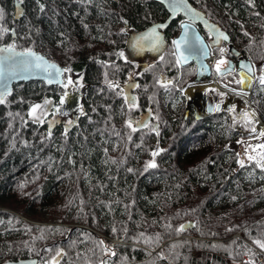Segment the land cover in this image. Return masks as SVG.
Listing matches in <instances>:
<instances>
[{"label":"trees","instance_id":"trees-1","mask_svg":"<svg viewBox=\"0 0 264 264\" xmlns=\"http://www.w3.org/2000/svg\"><path fill=\"white\" fill-rule=\"evenodd\" d=\"M188 2L261 71L264 0ZM167 15L157 0H0V44L37 50L82 83L79 113L65 125L29 116L34 104L56 102L61 85L13 83L0 103V264H238L244 255L264 264V182L243 184L264 168L238 165L226 114L184 117L179 90L196 65L173 53L182 16L160 27L159 57L139 68L120 55L127 28ZM222 43H210L215 58L230 55ZM129 76L135 107L119 87ZM263 93L264 83L252 84L249 103L264 123ZM145 111L149 120L129 128Z\"/></svg>","mask_w":264,"mask_h":264},{"label":"water","instance_id":"water-1","mask_svg":"<svg viewBox=\"0 0 264 264\" xmlns=\"http://www.w3.org/2000/svg\"><path fill=\"white\" fill-rule=\"evenodd\" d=\"M159 1L166 11L168 12L167 18L164 22L154 24L150 27L147 34L148 39L155 28L163 26L167 21L172 19L175 15L180 14L182 16L179 22V30L177 34L171 39V45L173 53L179 64H185L189 61H193L196 65L195 72L201 68L207 66L205 58L209 54V41L199 31L198 25L203 26L211 35L213 41L221 39L227 42V51L230 55L235 57L233 60L231 57L227 58V66L217 72L216 64L214 66L215 71L219 75H226L232 69H236L239 76L240 89L247 91L251 89L253 79L255 77V69L253 61L241 53L240 49L235 47L230 41L226 32L220 29L216 24L211 22L202 12L195 9L188 0H157ZM22 13V7L18 1L14 2L13 17L19 18ZM227 36V39H223ZM178 42L174 44L173 42ZM249 68L251 71H249ZM59 70V75H56ZM261 75L264 74V64L261 66ZM64 69L56 62L48 59L45 55L34 49H15L11 46H5L0 44V98H3L10 91L13 83L27 82V81H41L46 85H61L63 79ZM51 81V82H50ZM136 86V82L129 79L119 85L122 90L124 101L127 104H133L134 98L133 89ZM185 110L184 117L187 114ZM211 112L202 114L201 116H195V119H199ZM74 116V115H73ZM149 120V112L145 111L139 114L136 120L137 126L143 125ZM154 126H156L154 124ZM192 226V221H186L181 225V229L184 230ZM36 258H24L18 260L4 261L1 264H36Z\"/></svg>","mask_w":264,"mask_h":264},{"label":"rangeland","instance_id":"rangeland-1","mask_svg":"<svg viewBox=\"0 0 264 264\" xmlns=\"http://www.w3.org/2000/svg\"><path fill=\"white\" fill-rule=\"evenodd\" d=\"M150 27V26H149ZM149 27L135 30L132 28H127L128 35L126 38L125 46L122 48L120 55L122 58L129 59L136 63L137 67H141L145 64V62H150L154 60L155 58L159 57L164 42L161 37V33L159 28H155L152 31V34L150 35V39H148L147 34L149 33ZM207 39L209 43L212 42V37L209 35ZM218 39L217 41H219ZM223 59L226 61L224 55H220L216 58V62ZM226 65L224 64V67ZM64 69V68H63ZM137 69V68H136ZM133 70V73H135V70ZM205 67L201 66V68L198 70L197 75H194L188 79L184 85L180 88V93L183 96L184 99V108L187 109V112L192 109V112L195 116H201L202 114H206L207 112L216 113V112H222L226 114L227 118L230 120L231 128L236 132L235 137H237L236 141V148H237V159H238V165L241 166L239 161H243L244 164L248 163L250 160L247 159V155H256V153H253L251 150L246 154L245 153V147H247L248 144L257 145L259 143H264V137H261L260 134L264 132L263 128H257V120L258 118L262 123V119L259 117V115L256 113L257 117H253L251 113H249L248 110H244L242 108H239V105L232 100V98L222 89L215 85H211V83H220L223 85H228L231 89L240 91V92H247V104L249 103V94L250 90L244 91L240 89L239 87V76L237 77L230 72L229 77H226L224 80H220L219 76L213 75L210 73L207 69L205 71ZM263 75L258 73L255 70V77L253 79V84H262L261 80L263 79ZM69 79L73 81L71 85H69L67 88L63 87L62 85L68 84ZM238 82V83H237ZM202 84V85H201ZM63 91L60 94L58 100L56 102H51L50 111L55 115H58L64 121L66 124L70 123L72 116L79 113L80 110V100H81V88L82 83L80 80V76L78 72L73 71H65L63 73V79L61 84ZM185 88H191L192 92L194 93L193 97L189 99V97L185 94ZM76 93L79 94V98H75L72 100L71 108L67 109V104L64 103L63 105L60 104V98L64 95V93ZM68 98V96L66 97ZM263 100H264V93H263ZM45 101H42L40 103H37L42 106V109L37 110V115L42 118V116L45 113L46 107L48 104H45ZM48 101V100H47ZM66 101V100H65ZM69 103V104H71ZM34 104V105H37ZM33 105V106H34ZM179 105V102L174 101L168 104L167 111L169 115H173L175 113L177 107ZM32 106V107H33ZM31 107V109H32ZM57 108L61 109V112H57ZM252 108V107H251ZM30 109V111H31ZM184 110V113H185ZM47 111V110H46ZM50 114V118H53ZM208 115V114H207ZM30 116V115H29ZM73 116V117H74ZM30 118H33L30 116ZM34 119V118H33ZM245 120V122H251L253 121L252 126L248 129H242L240 125L235 122L236 120ZM36 121V120H35ZM130 122L132 125L135 126L136 124V118L130 119ZM264 125V123H263ZM255 129V132L252 131V129ZM254 137H259V139H254ZM157 152V148L155 146V149L153 150V153ZM257 159H259V156H257ZM255 161V160H252ZM253 182L257 183H263L264 177L261 175L258 176H248L244 179L243 184L245 186H250Z\"/></svg>","mask_w":264,"mask_h":264},{"label":"snow or ice","instance_id":"snow-or-ice-1","mask_svg":"<svg viewBox=\"0 0 264 264\" xmlns=\"http://www.w3.org/2000/svg\"><path fill=\"white\" fill-rule=\"evenodd\" d=\"M223 39H227V36H224ZM174 44H177V47L179 46L178 42L174 41ZM226 63V61H224L223 59L217 61L216 64V69L217 72H220L221 70V66L224 65ZM67 71V70H65ZM249 71H251V69L249 68ZM59 70H57L56 75H59ZM51 82V81H50ZM73 83V81L71 79H69L68 84L62 85L63 87L67 88L69 85H71ZM261 83H264V79L261 80ZM68 96V93L65 92L63 96H61L60 98V104L63 105L65 103L66 97ZM132 100H134V98H132ZM0 103H4L3 98H0ZM50 103V101H45V104ZM130 107H135V104H131ZM38 109H42V106L37 104L34 105L31 109V111L29 112V115L31 117H33L36 121L38 122H43L40 117L36 114ZM57 112H61L60 108H57ZM128 127L129 128H133L132 123L129 122L128 123ZM136 129L133 128V131H135ZM253 132H255V129H252ZM261 137H264V132H262L260 134ZM254 139H259V137H254ZM249 150H251L253 153H256V155H247V159L252 161L255 160L256 162V166L257 167H261L264 168V143H259L257 145H252V144H248L247 147H245V153L247 154L249 152ZM153 155H156V153H153ZM257 156H259V159H257ZM239 163L241 164V166H244V162L243 161H239ZM150 166H154V165H150ZM259 247H261L262 249H264V244H259Z\"/></svg>","mask_w":264,"mask_h":264},{"label":"bare ground","instance_id":"bare-ground-1","mask_svg":"<svg viewBox=\"0 0 264 264\" xmlns=\"http://www.w3.org/2000/svg\"><path fill=\"white\" fill-rule=\"evenodd\" d=\"M205 71H207L205 69ZM202 85V84H201ZM211 85H215L217 87H219L220 89H222L223 91H225L231 98L233 101H235L238 105H239V108H242L244 110H248L249 113H251V115L253 117H257L256 116V113L255 111L253 110V108H251V106L249 104H247V92H240V91H237V90H234V89H231L228 85H223V84H220V83H211ZM185 94L190 98L193 97L194 93L192 92V89L191 88H185ZM77 99L79 98V94H76V93H69L68 94V98H66V101L65 103L67 104V109H69V107L71 108V105H73L71 102L72 100L74 99ZM71 103V104H69ZM75 105V104H74ZM256 122H257V128H263L264 125L263 123L258 119L256 118Z\"/></svg>","mask_w":264,"mask_h":264},{"label":"flooded vegetation","instance_id":"flooded-vegetation-1","mask_svg":"<svg viewBox=\"0 0 264 264\" xmlns=\"http://www.w3.org/2000/svg\"><path fill=\"white\" fill-rule=\"evenodd\" d=\"M178 15V14H177ZM176 16V15H175ZM174 16V17H175ZM173 17V18H174ZM182 18V17H181ZM181 18L179 19V21L178 22H180L181 21ZM179 25V24H178ZM198 25V24H197ZM152 26V25H151ZM150 26V27H151ZM149 27V26H148ZM149 27V28H150ZM199 27V26H198ZM203 27V26H202ZM159 28V30H160V27H158ZM199 29V28H198ZM178 30H179V26H178ZM200 32H201V30H199ZM178 32V31H177ZM160 33H161V37H162V31L160 30ZM202 34H203V32H201ZM210 34H209V32H208V34L207 35H205V34H203V36L206 38V36H209ZM162 39H163V37H162ZM207 39V38H206ZM208 40V39H207ZM210 40V39H209ZM218 40V39H217ZM217 40H215V41H213V39H212V42H218ZM220 41H222V42H224L223 40H221L220 39ZM163 42H164V40H163ZM228 57H231L233 60H235V57L234 56H232V55H228ZM230 72H235L234 74H235V76L237 77V75H238V73H237V70L236 69H232ZM230 72H228V73H230ZM228 73L226 74V75H219L216 71H215V75H217V76H219V79L221 80H224V79H226V77H227V75H228ZM195 75V74H194ZM193 75V76H194ZM239 82V81H238ZM237 82V83H238ZM50 106H51V102L50 103H48V105H47V107H46V110H45V113H44V115H46V121H47V123H49V124H52L53 122H57V123H61L62 125H65L66 124V122L64 121V119H62L61 117H59L58 115H54L51 111H50ZM50 114L53 116L54 115V117L53 118H50ZM43 115V116H44ZM73 116H72V119H71V121H73Z\"/></svg>","mask_w":264,"mask_h":264},{"label":"built area","instance_id":"built-area-1","mask_svg":"<svg viewBox=\"0 0 264 264\" xmlns=\"http://www.w3.org/2000/svg\"><path fill=\"white\" fill-rule=\"evenodd\" d=\"M227 44H228L227 42H223V44L220 46V49L225 50L227 48ZM214 61H215V56H214L213 52L211 50H209V54L205 58V62H206V65L208 67L209 72L212 74L214 73L213 69H212ZM234 235L236 236V235H238V233H235ZM261 254L264 256V253L261 252ZM245 259H246V256L244 255L243 259L241 261H239L238 264H244L243 261Z\"/></svg>","mask_w":264,"mask_h":264},{"label":"crops","instance_id":"crops-1","mask_svg":"<svg viewBox=\"0 0 264 264\" xmlns=\"http://www.w3.org/2000/svg\"><path fill=\"white\" fill-rule=\"evenodd\" d=\"M225 59H226V57H225ZM216 64H217V62H216ZM225 65L227 66V59H226V63H225ZM226 66H225V67H226ZM225 67H224V65H222V66H221V70H223ZM197 73H198V72H195V75H197Z\"/></svg>","mask_w":264,"mask_h":264}]
</instances>
